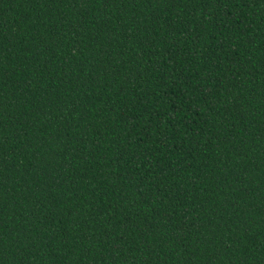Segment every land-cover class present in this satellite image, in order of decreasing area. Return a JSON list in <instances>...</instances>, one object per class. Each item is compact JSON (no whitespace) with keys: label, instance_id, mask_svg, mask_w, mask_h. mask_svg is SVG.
Returning <instances> with one entry per match:
<instances>
[{"label":"trees","instance_id":"obj_1","mask_svg":"<svg viewBox=\"0 0 264 264\" xmlns=\"http://www.w3.org/2000/svg\"><path fill=\"white\" fill-rule=\"evenodd\" d=\"M0 264H264V0H0Z\"/></svg>","mask_w":264,"mask_h":264}]
</instances>
